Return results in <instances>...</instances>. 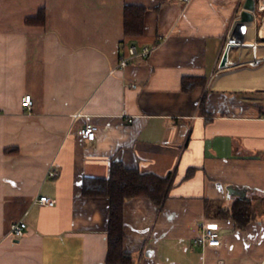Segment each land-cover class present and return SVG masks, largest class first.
Segmentation results:
<instances>
[{
    "label": "crops",
    "instance_id": "0c3cea01",
    "mask_svg": "<svg viewBox=\"0 0 264 264\" xmlns=\"http://www.w3.org/2000/svg\"><path fill=\"white\" fill-rule=\"evenodd\" d=\"M249 1L0 0V264H106L110 200L85 196L84 180L109 178L115 163L171 176L161 205L124 206L135 264H264L258 0L248 45L222 65ZM128 6L145 9L140 35L126 34ZM186 78L199 81L185 90ZM87 124L99 127L95 141L80 133ZM239 200L244 227L218 217ZM21 220L29 228L16 238ZM207 222L220 224L218 247L194 244Z\"/></svg>",
    "mask_w": 264,
    "mask_h": 264
},
{
    "label": "trees",
    "instance_id": "16d2710c",
    "mask_svg": "<svg viewBox=\"0 0 264 264\" xmlns=\"http://www.w3.org/2000/svg\"><path fill=\"white\" fill-rule=\"evenodd\" d=\"M145 9L141 7L126 8V34L140 35L144 28ZM190 81L198 79L186 78L185 90L193 85ZM171 187V176L161 177L156 174H142L136 169L126 168L121 163H115L111 175L107 179L86 177L84 194L87 197H105L110 200V222L108 236V254L106 264H135L134 257L125 251L126 238L124 228V206L127 201L135 198H148L161 205ZM244 202L234 203L229 210L221 209L218 217H231L241 223L245 222ZM250 219L241 225L244 227ZM238 222V223H239Z\"/></svg>",
    "mask_w": 264,
    "mask_h": 264
},
{
    "label": "built area",
    "instance_id": "2783aa9c",
    "mask_svg": "<svg viewBox=\"0 0 264 264\" xmlns=\"http://www.w3.org/2000/svg\"><path fill=\"white\" fill-rule=\"evenodd\" d=\"M189 1V0H184ZM257 7L264 11V0H258ZM240 22H236L233 26L232 31L230 32V36L228 39V43L226 45L225 54L228 53V60L227 63L224 65H234L237 64V62H233L230 60V53L233 52V50L236 47L240 46H247L248 44H245L243 41V28L239 25ZM255 50V57L253 61H251L252 65L260 64L263 59L258 58L257 56V44L251 45ZM136 47H133L131 50L132 56H135L137 54ZM151 53V48H145L142 52L143 57H148ZM130 58L125 57L121 61V68H125L129 64ZM136 87V86H135ZM23 105L25 108H32L33 106V98L32 95H26L23 99ZM82 116L80 113L76 115V117ZM133 121V119L130 120V122ZM99 131V127L94 124H87L84 126L80 133L82 136H84L86 139L90 141H95L97 138V133ZM50 175L52 177L58 176L59 173L52 170L50 172ZM40 202L45 205L49 206H55L56 202L52 200L49 196H41ZM28 224L25 220H21L19 222H15L12 225L11 228V234L16 238H22L25 236L26 231L28 230ZM202 231L201 234L194 240V244L202 247H218L222 244V237L220 233V224L218 222H207L202 224L201 227Z\"/></svg>",
    "mask_w": 264,
    "mask_h": 264
},
{
    "label": "water",
    "instance_id": "95a60500",
    "mask_svg": "<svg viewBox=\"0 0 264 264\" xmlns=\"http://www.w3.org/2000/svg\"><path fill=\"white\" fill-rule=\"evenodd\" d=\"M254 10H255L254 0H250L246 6L244 12L242 13V18H241V21L239 23L240 27H242L244 29L247 22L254 20ZM227 60H228V53H226L224 56V59L222 62L223 66L227 63Z\"/></svg>",
    "mask_w": 264,
    "mask_h": 264
}]
</instances>
